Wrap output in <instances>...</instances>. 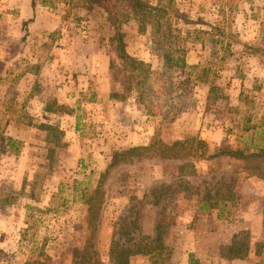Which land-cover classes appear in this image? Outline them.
Instances as JSON below:
<instances>
[{"label": "rangeland", "instance_id": "rangeland-1", "mask_svg": "<svg viewBox=\"0 0 264 264\" xmlns=\"http://www.w3.org/2000/svg\"><path fill=\"white\" fill-rule=\"evenodd\" d=\"M226 2L174 0L183 35L225 19L237 40L188 39L176 67L126 5L129 60L100 8L0 0V264H114V242L151 252L128 264H264V158L235 154L264 140V0Z\"/></svg>", "mask_w": 264, "mask_h": 264}, {"label": "trees", "instance_id": "trees-1", "mask_svg": "<svg viewBox=\"0 0 264 264\" xmlns=\"http://www.w3.org/2000/svg\"><path fill=\"white\" fill-rule=\"evenodd\" d=\"M72 4L77 5L78 7L85 8L88 10L94 8H100L107 12L108 18L111 24L116 28L115 38L118 41V51L119 55L123 59L129 60V56L125 50V43L122 38V33L119 30L120 23L122 22V18H119L117 12L115 11V7L117 5H126L128 9L131 11V17H134L139 22V28L141 31L148 29L149 27L152 29V32L157 36H162L160 40L163 44H170V48L172 52L169 54H165L164 59L166 65L176 66V67H186V58L188 48L186 45V40L193 39L202 42H209L213 47V54H219L221 51L223 52L222 59H225L228 56L229 49H231L232 44L237 41L235 40V36L231 34V36H225V32L222 30V26L228 24V21L223 19L214 24H211L209 28H186L185 35H183L176 23H181V21L185 23H190L185 12H181L182 10L178 7H175L174 0H159L158 5H152L146 0H69ZM38 3L54 5L55 0H32V5L35 7ZM239 0H228L225 4H223L219 9V14L221 16L227 14H233L238 8ZM225 18V17H224ZM177 19V22L174 20ZM176 24V25H175ZM226 37V38H225ZM162 45V44H161ZM219 47V48H218ZM134 61V60H133ZM192 69L197 68L196 66H192ZM264 134V131L261 133ZM8 143L11 148H14L17 145V141L8 138ZM177 143L174 144V146ZM256 150L251 152V154H245L244 151H237L235 154H238L242 158H250V157H259L264 158V140L259 144L255 145ZM146 147L141 146H133L130 149L124 150L122 152L116 153V157L119 155L126 156L133 154L135 151L139 149H143ZM17 151L19 148L16 147ZM96 193L98 190L96 189ZM58 192L54 193V197L58 196ZM96 196L94 194L88 197L90 203L94 201ZM205 201V202H204ZM204 206L200 208V210H210L213 206H216L217 202H211L209 199H204ZM219 217H222V214H219ZM157 245V243H156ZM153 245L152 247L155 249L159 245ZM151 247V248H152ZM150 251H144L141 248H134L132 246H125L120 244L119 242H114L111 247V254L114 264H128L131 256L135 254H150Z\"/></svg>", "mask_w": 264, "mask_h": 264}, {"label": "crops", "instance_id": "crops-1", "mask_svg": "<svg viewBox=\"0 0 264 264\" xmlns=\"http://www.w3.org/2000/svg\"><path fill=\"white\" fill-rule=\"evenodd\" d=\"M38 5H44V6L52 7V6H54V5L56 6L57 4H54V5H51V6H50V5H48V4L46 5V4L38 3V4L34 7V12H36V13H37V7H38ZM38 24H40V23H38Z\"/></svg>", "mask_w": 264, "mask_h": 264}]
</instances>
